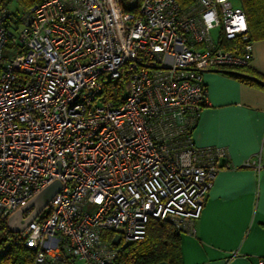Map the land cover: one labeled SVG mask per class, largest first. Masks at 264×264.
<instances>
[{
    "label": "built area",
    "instance_id": "obj_1",
    "mask_svg": "<svg viewBox=\"0 0 264 264\" xmlns=\"http://www.w3.org/2000/svg\"><path fill=\"white\" fill-rule=\"evenodd\" d=\"M10 1L0 0V225L59 180L15 234L33 264H112L150 220L194 234L219 161L229 166L225 147L191 137L207 104L203 75L249 67L244 10L38 0L12 12Z\"/></svg>",
    "mask_w": 264,
    "mask_h": 264
},
{
    "label": "crops",
    "instance_id": "obj_2",
    "mask_svg": "<svg viewBox=\"0 0 264 264\" xmlns=\"http://www.w3.org/2000/svg\"><path fill=\"white\" fill-rule=\"evenodd\" d=\"M251 35L249 67L203 75L207 104L191 137L225 147L229 166L219 161L195 233L180 234V264H259L264 253V34Z\"/></svg>",
    "mask_w": 264,
    "mask_h": 264
},
{
    "label": "trees",
    "instance_id": "obj_3",
    "mask_svg": "<svg viewBox=\"0 0 264 264\" xmlns=\"http://www.w3.org/2000/svg\"><path fill=\"white\" fill-rule=\"evenodd\" d=\"M38 0H26L29 6ZM251 31L264 34V5L263 0H241ZM238 77L240 80L250 82L247 78ZM116 94L119 93L115 89ZM2 240L0 246L4 252L0 255V264H33L35 251L24 246L15 234L8 231L6 224L0 225ZM180 232L169 223L150 220L143 238L132 241L124 246L112 264H156L167 262L180 264L179 239Z\"/></svg>",
    "mask_w": 264,
    "mask_h": 264
},
{
    "label": "water",
    "instance_id": "obj_4",
    "mask_svg": "<svg viewBox=\"0 0 264 264\" xmlns=\"http://www.w3.org/2000/svg\"><path fill=\"white\" fill-rule=\"evenodd\" d=\"M61 182L59 180L52 181L49 185L43 188L39 193L33 196L19 209L13 212L7 219L6 227L12 234L22 232L28 224L42 211L48 201L60 189ZM29 211L27 216H23ZM119 235L113 237V242H117Z\"/></svg>",
    "mask_w": 264,
    "mask_h": 264
},
{
    "label": "rangeland",
    "instance_id": "obj_5",
    "mask_svg": "<svg viewBox=\"0 0 264 264\" xmlns=\"http://www.w3.org/2000/svg\"><path fill=\"white\" fill-rule=\"evenodd\" d=\"M231 2H232V4L234 5V6H242V2H241V0H230ZM26 0H20V1H18V0H12V1H10L9 2V4H8V8L12 11V12H15V11H18V12H20L26 5ZM5 56H7L8 58H11V57H13V54L12 53H8V52H5ZM84 210L85 211H87V212H89V213H93L94 212V210H95V208L93 207V206H90V205H86L85 207H84ZM2 233H0V242H1V240H2V235H1ZM110 235L108 234V233H103V237L105 238V237H109ZM4 252V248L2 247V246H0V253H3Z\"/></svg>",
    "mask_w": 264,
    "mask_h": 264
}]
</instances>
